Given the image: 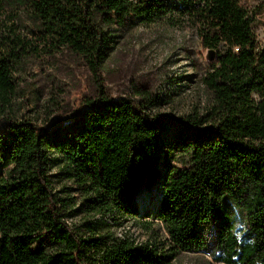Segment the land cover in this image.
<instances>
[{
	"label": "trees",
	"instance_id": "1",
	"mask_svg": "<svg viewBox=\"0 0 264 264\" xmlns=\"http://www.w3.org/2000/svg\"><path fill=\"white\" fill-rule=\"evenodd\" d=\"M16 9L39 40L92 70L112 33L176 12L216 59L203 78L212 94L203 114L154 117L100 91L50 131L9 122L0 131V264H170L182 252L264 264V47L241 0H0V17ZM15 29L0 23L4 104L25 46ZM141 182L158 188L155 209L143 213L134 201ZM230 203L244 214L241 234ZM77 215L85 220L72 226ZM122 216L139 217L147 238L117 236Z\"/></svg>",
	"mask_w": 264,
	"mask_h": 264
},
{
	"label": "rangeland",
	"instance_id": "2",
	"mask_svg": "<svg viewBox=\"0 0 264 264\" xmlns=\"http://www.w3.org/2000/svg\"><path fill=\"white\" fill-rule=\"evenodd\" d=\"M241 3L251 18L259 47H264V0H241ZM11 13H14L13 19L9 18ZM0 23L13 24L25 40V46L17 50V57L11 62L12 92L8 102H0L3 109L0 110V131L9 122L23 119L50 131L59 123L67 122L87 98L96 97L100 91L113 99L134 100L154 117L203 114L212 103V94L203 78L215 62L216 51L202 46L197 28L180 13L150 23L136 21L131 27L112 33L117 36L115 42L97 70H92L84 58L65 46L39 40L31 32L34 30L31 21L20 10L6 11ZM55 172L57 169L51 171ZM140 189L158 191L156 185L146 187L141 182L134 191L137 209L136 192ZM76 198L78 202L81 200ZM230 209L235 230L241 234L244 214L235 203H230ZM139 210L143 213L150 209ZM138 218L119 217L117 236H129L136 243L144 241L148 233L139 225ZM84 220L83 215H77L70 223L79 226ZM157 224L155 221L154 228H159L164 236ZM170 264L221 263L207 252H182Z\"/></svg>",
	"mask_w": 264,
	"mask_h": 264
},
{
	"label": "bare ground",
	"instance_id": "3",
	"mask_svg": "<svg viewBox=\"0 0 264 264\" xmlns=\"http://www.w3.org/2000/svg\"><path fill=\"white\" fill-rule=\"evenodd\" d=\"M138 198L139 209L149 207L150 210H154L157 203V192H147L146 190L140 189L136 192Z\"/></svg>",
	"mask_w": 264,
	"mask_h": 264
}]
</instances>
